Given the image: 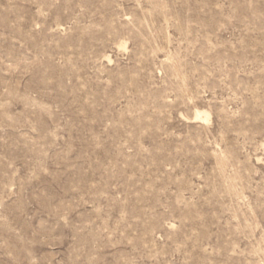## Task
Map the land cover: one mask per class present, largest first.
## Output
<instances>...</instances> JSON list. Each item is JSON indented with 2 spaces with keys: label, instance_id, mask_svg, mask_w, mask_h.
I'll return each mask as SVG.
<instances>
[{
  "label": "rangeland",
  "instance_id": "1",
  "mask_svg": "<svg viewBox=\"0 0 264 264\" xmlns=\"http://www.w3.org/2000/svg\"><path fill=\"white\" fill-rule=\"evenodd\" d=\"M0 264H264V0H0Z\"/></svg>",
  "mask_w": 264,
  "mask_h": 264
},
{
  "label": "bare ground",
  "instance_id": "2",
  "mask_svg": "<svg viewBox=\"0 0 264 264\" xmlns=\"http://www.w3.org/2000/svg\"><path fill=\"white\" fill-rule=\"evenodd\" d=\"M204 116L201 115L200 112L196 111V117L197 119H202ZM203 120V119H202ZM205 120H207V116L205 117Z\"/></svg>",
  "mask_w": 264,
  "mask_h": 264
}]
</instances>
